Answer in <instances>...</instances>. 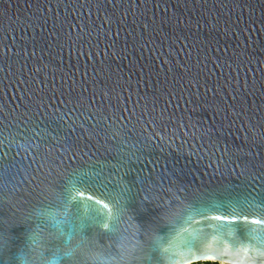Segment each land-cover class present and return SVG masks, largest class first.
<instances>
[{
  "label": "water",
  "instance_id": "1",
  "mask_svg": "<svg viewBox=\"0 0 264 264\" xmlns=\"http://www.w3.org/2000/svg\"><path fill=\"white\" fill-rule=\"evenodd\" d=\"M199 263L264 264V0H0V264Z\"/></svg>",
  "mask_w": 264,
  "mask_h": 264
},
{
  "label": "snow or ice",
  "instance_id": "2",
  "mask_svg": "<svg viewBox=\"0 0 264 264\" xmlns=\"http://www.w3.org/2000/svg\"><path fill=\"white\" fill-rule=\"evenodd\" d=\"M71 193H72V189L67 188V187L63 188V189L60 191V193H59V198L61 199L62 203H64V204H65L66 206H68V207L75 206V205L73 204V201H74V200H77L79 197H82V195H83V193H82L81 191H77L75 197H73V196L71 195ZM87 199H88V200H91L92 197L89 196ZM216 219H223V217H219V216H218V217H216Z\"/></svg>",
  "mask_w": 264,
  "mask_h": 264
},
{
  "label": "trees",
  "instance_id": "3",
  "mask_svg": "<svg viewBox=\"0 0 264 264\" xmlns=\"http://www.w3.org/2000/svg\"><path fill=\"white\" fill-rule=\"evenodd\" d=\"M206 264H218V263H206Z\"/></svg>",
  "mask_w": 264,
  "mask_h": 264
},
{
  "label": "rangeland",
  "instance_id": "4",
  "mask_svg": "<svg viewBox=\"0 0 264 264\" xmlns=\"http://www.w3.org/2000/svg\"><path fill=\"white\" fill-rule=\"evenodd\" d=\"M199 264H206V263H199Z\"/></svg>",
  "mask_w": 264,
  "mask_h": 264
}]
</instances>
